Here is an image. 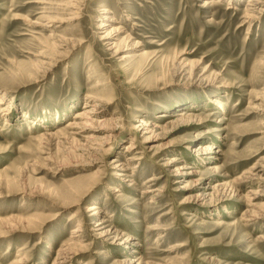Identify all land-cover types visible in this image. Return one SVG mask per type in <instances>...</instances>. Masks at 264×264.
<instances>
[{"label": "rangeland", "instance_id": "1", "mask_svg": "<svg viewBox=\"0 0 264 264\" xmlns=\"http://www.w3.org/2000/svg\"><path fill=\"white\" fill-rule=\"evenodd\" d=\"M251 4L0 0V264H59L77 226L84 251L60 263L264 264ZM85 103L92 123L69 131Z\"/></svg>", "mask_w": 264, "mask_h": 264}, {"label": "bare ground", "instance_id": "2", "mask_svg": "<svg viewBox=\"0 0 264 264\" xmlns=\"http://www.w3.org/2000/svg\"><path fill=\"white\" fill-rule=\"evenodd\" d=\"M250 3H252L251 5H248V6H251L250 9H248L246 12H245V23H249V26H251L255 20L258 19V16L261 14V12H263V7H264V0H249ZM235 9V8H233ZM100 28H103V26H100ZM121 27H118L116 28L115 32L114 33H121L122 30ZM102 40H110V39H113L112 38V34L111 33H107L105 34L102 38ZM130 50V49H129ZM132 50V48H131ZM127 57H123V59H125ZM88 99L90 100H93L94 101V98L93 97H88ZM96 101V100H95ZM214 103H216V105H221L220 104V101H215ZM2 104V101H0V105ZM10 108L7 107L5 109H0V113H4V112H7ZM83 109H87L86 112L82 111V110H79L77 111L75 114H74V117L72 118V120L70 122L67 123L66 125V128H68L69 131H74V130H79L81 129L82 127H84L85 129L88 128V124L89 123H92L91 121V117L87 116L89 114H91L92 112V109H91V104H86L85 103V107H83ZM4 115V114H3ZM180 116H184L185 117V114H179V117ZM86 122L88 124H86ZM84 124V125H82ZM80 126H82L81 128H79ZM81 131V130H80ZM133 149V146H129L126 150L127 151H130ZM126 153V152H125ZM137 161V160H136ZM262 161V160H261ZM114 162V161H113ZM125 168V166H123ZM120 167L116 168V175L117 176H122V172H124L125 170ZM257 167V166H256ZM258 168H261V170L264 168V165H258ZM256 171V170H255ZM151 182L153 181L152 179L150 180ZM112 193L115 195V194H119L120 193V190L119 189H114V190H111ZM154 192H159V190H154ZM253 195H256L253 193ZM61 207V206H60ZM98 208H91L89 210H86L87 212H90V216L91 217H94L96 219V222H95V227H98V229L96 228V230L93 229V231L96 233V237L97 239H107L108 237H111L113 235V233L111 232L110 229L112 228H108L107 226H105V222H100L98 221L97 217H98ZM263 216V215H261ZM78 217V214L75 213L71 216V219H76ZM255 218V216H253ZM251 218V217H250ZM245 221V220H244ZM247 221H251V220H248ZM82 227L81 226H77L73 231H72V237L74 239H77L79 240V243L78 245H74L73 242H72V247H69V248H66L62 251H60V253L57 255L58 259L56 261L59 262V264H64V262H61L60 263V259H62L63 261L67 259V255L69 253V255H72V256H75L79 253H81L82 251H84V246H82L81 242H82V238H81V234H82ZM98 231V232H97ZM117 239V235L114 237ZM119 238V237H118ZM260 238V237H259ZM260 239H263L264 240V237L263 238H260ZM71 243V242H69ZM84 244V243H83ZM70 245V246H71ZM65 246V245H64ZM55 262V261H54ZM17 264H22L21 260L17 262ZM85 264H89V263H85Z\"/></svg>", "mask_w": 264, "mask_h": 264}]
</instances>
